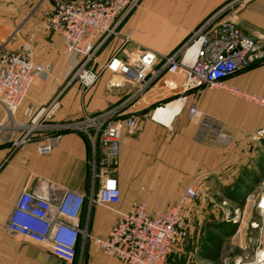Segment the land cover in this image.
Instances as JSON below:
<instances>
[{"label":"crops","instance_id":"crops-1","mask_svg":"<svg viewBox=\"0 0 264 264\" xmlns=\"http://www.w3.org/2000/svg\"><path fill=\"white\" fill-rule=\"evenodd\" d=\"M227 1L141 0L137 8L117 23L116 34L108 36L100 45L92 64L94 70L100 71L99 78L84 92L77 80L65 85L67 57L62 37L45 23L44 11L51 8L52 0H11V4H7L8 0H0V44L6 42L7 49L16 50L23 42H29L34 51V61L52 67V76L33 80L27 96L16 109L17 119L27 120L38 105L56 96L60 107L53 121L78 118L83 111L95 113L119 104L134 90V85L122 82L120 86H110L116 76L108 70H101V67L112 55L129 60L138 55L139 49L152 50L157 55L156 65L149 74L152 76L164 57L183 44L206 16ZM116 22L115 18L113 25ZM238 22L245 32H264V0L249 2L239 12ZM128 32L131 39L122 45ZM224 81L264 97V62L237 71ZM176 93L166 89L162 79L155 76L140 101L124 108L125 115L137 117V124L133 133L122 135L117 165L110 170L120 190L116 209L126 211L134 202L143 201L149 213L165 210L191 182H197L199 188V184L212 176L220 181H233L226 174L232 169L231 173H236L241 159L243 161L249 156L251 159L256 142L264 146V137H251V133L264 124V108L218 88L189 92V102L197 107L196 114L191 117L185 108L175 113L179 103L174 101L168 104L167 110L161 109L155 114L166 125L153 120L152 109L171 100ZM206 116L223 122L224 128L222 134L206 136L200 141L196 136ZM2 117L0 107V120ZM37 144L38 140L33 139L14 147L11 142L0 139V264H126L102 252L92 238L85 241L83 248L78 244L76 258L67 262L48 248L35 242L33 245L6 230L7 217L22 190L45 191V182L79 191L86 197L80 224L87 227L91 236L105 237L117 221L118 215L114 210L100 204L89 207L87 198L96 191L98 183L92 181L93 153L86 136L64 132L47 155L37 153ZM100 158L98 148L97 159ZM246 165L250 167L248 172L257 175L260 174L259 166H264V160L261 165L258 162ZM185 213L190 233L193 213H190V208ZM191 240L183 247H178V244L163 264L212 261L204 256V250L198 256V244Z\"/></svg>","mask_w":264,"mask_h":264},{"label":"built area","instance_id":"built-area-1","mask_svg":"<svg viewBox=\"0 0 264 264\" xmlns=\"http://www.w3.org/2000/svg\"><path fill=\"white\" fill-rule=\"evenodd\" d=\"M251 1L228 0L207 16L183 44L167 54L152 76L149 74L157 62V55L152 50L139 49L138 55L129 60L112 55L101 67V70H108L116 76L110 86L130 82L134 90L117 105L95 113L83 111L80 117L63 121L52 120L60 107L58 96L38 105L27 120L17 119L16 109L27 96L33 80L52 76V67L34 61V51L29 42H23L16 50L1 46L0 107L3 117L0 120V139L11 142L14 147L36 139L37 153L47 155L64 132L83 134L92 146V181L98 183L96 191L87 198L89 207L100 204L118 215L105 237H93L87 227L80 224L86 197L79 191L45 182V191L22 190L7 217L6 230L48 248L67 262L76 258L78 244L83 248L85 241L92 238L102 252L126 264H163L188 235L189 222L185 212L197 198L198 183L191 182L165 210L149 213L143 201L134 202L126 211L115 208L120 190L110 170L117 165L122 135L133 133L137 124V117L134 114L125 115L124 108L140 101L155 76L162 79L166 89L177 91L171 100L152 109L151 118L160 124L166 125L155 117L156 112L174 101L179 103L175 113L185 108L189 117L196 114L197 107L189 102L188 94L204 88L222 89L264 108V97L224 81L237 71L264 62V32H245L238 22L239 12ZM140 2L52 0L51 8L44 11L45 23L62 37L67 57L66 86L72 80H77L84 92L93 86L100 75V71L92 68L100 45L108 36L116 34L117 23L123 21ZM115 18L117 22L113 25ZM130 39L128 32L122 45ZM223 128V122L206 116L201 121L196 138L202 141L206 136L216 137L222 134ZM251 137H264V124L252 132ZM98 148L100 159H97ZM250 195L246 198L247 202L256 207L262 229L264 189L256 200ZM259 225L252 222V227ZM261 229L252 254L243 264H264ZM241 261L238 258L235 262L239 264Z\"/></svg>","mask_w":264,"mask_h":264},{"label":"rangeland","instance_id":"rangeland-1","mask_svg":"<svg viewBox=\"0 0 264 264\" xmlns=\"http://www.w3.org/2000/svg\"><path fill=\"white\" fill-rule=\"evenodd\" d=\"M7 4H11V0H8ZM5 43L0 44V47L3 45L5 46ZM115 79L116 77L113 78V80ZM254 141L256 142L257 140ZM256 144L251 159L250 156L243 161L241 159L240 162L242 163L237 165L236 173H231L234 170L232 169L226 174V176L229 175V179L230 177L233 178V181H231V179L230 181H220L217 177L212 176L205 182H202V185L199 184L197 198L190 207V213H193L191 217L190 233H188L187 237L178 247L189 245L190 240L193 239L195 244H198L197 255L199 256V252L203 254V250H205L206 247L204 241L208 233L212 230L208 224L226 222L231 223L232 228L235 227L234 232L223 239L218 258L212 261H204V264H236L235 261L238 258L242 259L239 264H243L252 254L256 238L260 236L261 220L259 214L254 204H252V202H247L246 198L248 195L252 194L253 199H257L264 189V177H261L254 186L252 185V178H246L247 184H250L252 189L244 190V188H239L236 190L232 186L242 174L245 176V173L250 170V167H247L246 164L250 166L251 163L263 162L264 146L260 142H256ZM249 149L251 148L249 147ZM236 193H238V195ZM230 195L233 196V198L236 196L239 198L244 196L243 202L240 203L234 200ZM252 222H258L260 225L258 227H252ZM261 231L262 242L264 243V226ZM23 239L27 240L25 238ZM27 241L34 245V242Z\"/></svg>","mask_w":264,"mask_h":264},{"label":"trees","instance_id":"trees-1","mask_svg":"<svg viewBox=\"0 0 264 264\" xmlns=\"http://www.w3.org/2000/svg\"><path fill=\"white\" fill-rule=\"evenodd\" d=\"M263 163V162H262ZM261 165V163H259ZM260 167V174L254 175L253 173L250 172H246L245 176L242 174V176H240L235 184H233L232 186L234 187V189L238 190L239 188L242 189L244 188V190L247 189H252L250 184H247L246 182V178H252V185H256V183L260 180L261 177L264 176V166H259ZM246 177V178H245ZM236 192V191H235ZM238 195V193H236ZM231 198H233V196L230 195ZM242 197V196H241ZM239 198L238 196H236L235 198H233L234 200L242 203L244 196L242 198ZM209 227H211V231L208 233L207 237H206V242H205V250H204V256L206 258H209L211 260H216L219 256L220 253V248L222 245V241L224 239V237L231 235L234 230L235 227L232 228V224L231 223H214V224H208Z\"/></svg>","mask_w":264,"mask_h":264},{"label":"bare ground","instance_id":"bare-ground-1","mask_svg":"<svg viewBox=\"0 0 264 264\" xmlns=\"http://www.w3.org/2000/svg\"><path fill=\"white\" fill-rule=\"evenodd\" d=\"M162 109L167 110V109H168V105H167L166 107L162 108ZM159 110H161V109H159ZM250 196H251V195H250ZM250 198H251V197H250Z\"/></svg>","mask_w":264,"mask_h":264}]
</instances>
